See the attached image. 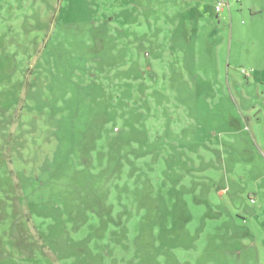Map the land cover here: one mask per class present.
Returning <instances> with one entry per match:
<instances>
[{
    "label": "rangeland",
    "instance_id": "1",
    "mask_svg": "<svg viewBox=\"0 0 264 264\" xmlns=\"http://www.w3.org/2000/svg\"><path fill=\"white\" fill-rule=\"evenodd\" d=\"M216 1L196 0L189 17L199 19L198 83L215 86L226 61L240 84L182 93L181 73L173 94L154 95L150 75L137 80L154 27L137 28L164 17L156 11L137 0H0V264H264V241L243 224L254 206L218 194L264 188V117L255 126L248 111L264 114V30L245 31L249 11L219 26ZM214 29L231 59L209 48Z\"/></svg>",
    "mask_w": 264,
    "mask_h": 264
},
{
    "label": "crops",
    "instance_id": "2",
    "mask_svg": "<svg viewBox=\"0 0 264 264\" xmlns=\"http://www.w3.org/2000/svg\"><path fill=\"white\" fill-rule=\"evenodd\" d=\"M177 1L179 0H156V3H154L152 0L150 2L149 0H137L138 8L145 9L143 12H145L144 14L146 16L150 17L154 11H156L155 14L164 16L163 18H159L157 21L149 20L145 25L141 23V27L139 24H137L139 26L137 30L141 31H147L151 26H153L155 34V37L153 36V38H146V40H149L150 45L155 48V52L152 51L153 58L151 59L150 56V62L148 64L144 61H141L139 58L137 59V80L140 81L139 84L142 85L150 75V86L151 90L154 92V95L155 93L160 95H167L170 93L173 94V91L171 90L174 86V83L172 82V80L175 79L174 74L181 73H183L182 76L184 77L182 82L185 84L182 93L183 91L191 92L195 89H198L200 91L199 94H201L205 93L207 89L212 87L214 89L217 88V90H220V85L225 84L226 79L230 80L232 78L236 80L238 84H240L237 79L238 76L231 74L232 72L230 70V65H228L226 61L224 62L226 63V67L221 65L216 69V75L213 77L215 80H217L215 82V86L212 85V87H207L205 81L198 83L199 79L205 78L198 74L202 72L199 70V65L202 66L203 64L202 57H200V51L197 49L200 47L199 40L197 39L199 38L198 31L200 30L199 27H197L199 19H197V17H192V19H190L189 17L196 16L197 14L200 15V12L198 13L197 11L196 0H181V2ZM247 3V6L242 8L240 6L236 7L231 2L230 7L225 8V10L220 15L215 13L217 14V20H219V26L223 25L225 20L230 19L233 22L236 18V15L238 18L240 14L249 11L252 17H254V20L251 23V26L248 29L246 28L245 31L250 33L251 29H257L260 27L262 28L261 30H264L262 25L260 26V23L258 22L259 20L257 18L258 16H262L264 14V6L253 0H247ZM139 15L140 14H137V18ZM147 24L150 25L149 28H147ZM243 25H246V23ZM211 35H213V37H211L210 42L208 43L209 48L214 52H219L220 54L226 52V58L230 57L231 59L232 47L228 46L226 42L222 41V35L218 32V30L214 29ZM216 36L217 39L215 38ZM183 45L184 47H190V50H192V48H196L194 49V56H192V53L187 54V51L184 54L179 52L177 55L176 52L178 49H175V47ZM191 65L195 66L196 68L193 71L194 73L192 74V77L188 75L189 73H186ZM244 72L246 74L248 73L246 71ZM261 76V80H264V71L262 72ZM191 78L197 81L198 87L194 86L195 83H193ZM261 90H263V88L258 87L257 91L261 92ZM236 91L237 90H235V92ZM153 92L150 93L153 94ZM242 95L248 99V93L243 92ZM242 99H240L239 102H241ZM234 100L236 102V99ZM155 104V108H157V102H155L153 106ZM256 106L257 105L254 104L253 107L248 111L255 113L254 115L256 119H252V121L257 123L255 126H258L261 123L264 114L262 109ZM242 117L246 119L245 114H242ZM249 120H251L250 117ZM174 130L175 128L173 127L171 129L169 128L168 131L174 132ZM258 153L260 158L263 160L264 153ZM218 194L221 199L229 196V201L232 203V205H235L241 210H243L242 208L245 207V202L246 204L250 203L254 206V210L250 209L248 212L241 211L250 216L249 218L243 217V224L246 226V236L252 239L256 238L255 240L262 239L264 241V202H262V200L264 201V188L259 186L257 187V185L253 184L248 189L247 193L239 196V194L235 192V188H233L232 184L229 188L219 187ZM254 245L256 244L253 241L249 247L254 248Z\"/></svg>",
    "mask_w": 264,
    "mask_h": 264
},
{
    "label": "built area",
    "instance_id": "3",
    "mask_svg": "<svg viewBox=\"0 0 264 264\" xmlns=\"http://www.w3.org/2000/svg\"><path fill=\"white\" fill-rule=\"evenodd\" d=\"M232 1H235L237 3H242L247 0H218L215 7L216 13L220 15L225 10V8L230 7Z\"/></svg>",
    "mask_w": 264,
    "mask_h": 264
},
{
    "label": "trees",
    "instance_id": "4",
    "mask_svg": "<svg viewBox=\"0 0 264 264\" xmlns=\"http://www.w3.org/2000/svg\"><path fill=\"white\" fill-rule=\"evenodd\" d=\"M218 1V0H217ZM217 1H216V4H217ZM216 7V6H215ZM216 12V11H215Z\"/></svg>",
    "mask_w": 264,
    "mask_h": 264
}]
</instances>
